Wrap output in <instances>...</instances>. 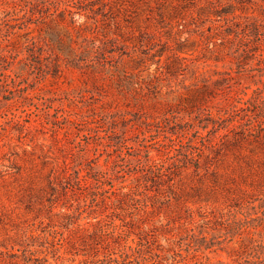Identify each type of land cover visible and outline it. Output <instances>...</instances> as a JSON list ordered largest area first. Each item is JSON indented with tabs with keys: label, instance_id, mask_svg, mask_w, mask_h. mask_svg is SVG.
<instances>
[{
	"label": "rangeland",
	"instance_id": "1",
	"mask_svg": "<svg viewBox=\"0 0 264 264\" xmlns=\"http://www.w3.org/2000/svg\"><path fill=\"white\" fill-rule=\"evenodd\" d=\"M263 221L264 0H0V264H246Z\"/></svg>",
	"mask_w": 264,
	"mask_h": 264
},
{
	"label": "trees",
	"instance_id": "2",
	"mask_svg": "<svg viewBox=\"0 0 264 264\" xmlns=\"http://www.w3.org/2000/svg\"><path fill=\"white\" fill-rule=\"evenodd\" d=\"M238 139V138H235ZM264 227V221L262 223V225ZM257 250L261 253L264 252V244L259 243L258 246H256ZM258 258V256L256 257V259ZM246 264H264V260H260V261H246Z\"/></svg>",
	"mask_w": 264,
	"mask_h": 264
}]
</instances>
